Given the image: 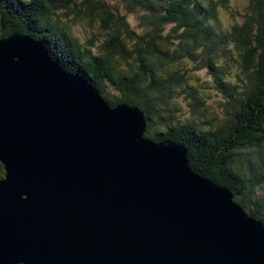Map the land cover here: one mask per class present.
<instances>
[{
	"label": "water",
	"instance_id": "1",
	"mask_svg": "<svg viewBox=\"0 0 264 264\" xmlns=\"http://www.w3.org/2000/svg\"><path fill=\"white\" fill-rule=\"evenodd\" d=\"M25 34L0 37V264H264V226Z\"/></svg>",
	"mask_w": 264,
	"mask_h": 264
},
{
	"label": "trees",
	"instance_id": "2",
	"mask_svg": "<svg viewBox=\"0 0 264 264\" xmlns=\"http://www.w3.org/2000/svg\"><path fill=\"white\" fill-rule=\"evenodd\" d=\"M121 1L141 22L137 32L126 13L115 16L100 0H0V37L25 34L42 42L109 106L138 107L147 120L145 138L183 146L192 172L231 190L264 226V0H242L238 14L232 0ZM223 12L235 20L227 27L219 20ZM96 18L102 29H114L103 43L91 33L81 44L70 25ZM204 89L226 107L221 120L209 111ZM182 103L193 119L179 118Z\"/></svg>",
	"mask_w": 264,
	"mask_h": 264
},
{
	"label": "rangeland",
	"instance_id": "3",
	"mask_svg": "<svg viewBox=\"0 0 264 264\" xmlns=\"http://www.w3.org/2000/svg\"><path fill=\"white\" fill-rule=\"evenodd\" d=\"M104 2L103 8L109 10L112 14H118L120 16H123L125 13L127 15V21L129 22L128 24L131 25L130 27H132V29L134 31L137 32V27L140 26L141 22L138 21V18L136 16H134V14H128L126 12L125 9V5L121 0H100ZM232 6L234 7V10L237 11L238 13H242V7L244 5V2H242V0H232ZM129 15V16H128ZM131 15V16H130ZM116 16V15H115ZM235 18L238 21L239 20V16L235 14ZM219 20L222 23L223 26H229V24L231 22H233L232 18L229 16L228 13H221L219 15ZM235 21V20H234ZM110 29H114V26H110ZM71 32L72 34L75 36V38L81 43L84 44V42L86 41V38H88L91 33H97L98 35H100V37L97 38H101V42H104V38H107V34L110 31V29H102L101 27V22L99 19H95L94 21L90 22L88 19H84V20H76L74 21V23L72 25H70ZM1 30V28H0ZM124 34V33H123ZM0 36H1V31H0ZM189 64L193 65V68H197L198 65L194 64V63H190ZM198 76H200L201 80H207L206 82L208 83V87L211 88V85L209 84L208 80H209V76L207 75V73L204 70H201L198 72ZM200 83H202V81H200ZM199 84V83H198ZM202 94L204 95L205 98V103L206 105H208L209 111L212 112H216L217 116L220 117L219 119L221 120L223 117L226 116V107L224 108L223 106L220 107L217 104L218 101V96L216 95L215 91L211 90V89H204L202 91ZM224 103V102H223ZM182 108L183 111H179L177 112V115L179 116V118L181 119H193L195 116L191 113L190 109L186 106H183L182 103ZM225 109V110H224ZM181 110V109H180ZM225 113V114H224ZM145 115V114H144Z\"/></svg>",
	"mask_w": 264,
	"mask_h": 264
}]
</instances>
